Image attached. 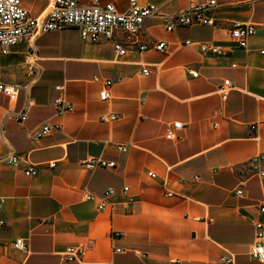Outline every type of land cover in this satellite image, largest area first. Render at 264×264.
<instances>
[{
  "label": "crops",
  "instance_id": "crops-1",
  "mask_svg": "<svg viewBox=\"0 0 264 264\" xmlns=\"http://www.w3.org/2000/svg\"><path fill=\"white\" fill-rule=\"evenodd\" d=\"M96 1L128 7V0ZM137 1L167 14L191 2ZM216 2L206 11L216 26L167 31L161 16L146 18L145 50L122 37L127 50L121 55L111 40L84 42L75 27H65L0 54L2 79L27 85L15 100L0 92V264H223L222 255H232L235 264H264L250 255L253 221H264V177L251 161L261 155L257 166L264 169V54L258 51L264 48V0ZM22 4L34 16L48 10V0ZM233 22L258 24L246 48L230 35ZM186 40L210 42L224 53H203ZM158 41L164 50L153 47ZM28 59L41 68L34 82ZM225 79L232 86L224 98ZM103 90L109 93L104 100ZM59 95L71 111L56 113ZM111 113L115 120H102ZM45 121L61 123V130L34 138ZM173 121L185 123L179 140L164 135ZM118 143L127 150L120 152ZM11 152L19 157L16 165L7 161ZM90 157L116 166L80 165ZM30 165L36 175L25 174ZM125 185L135 197L128 209L119 205L110 213L83 199L84 192L100 195ZM239 186L242 195L235 193ZM18 238L27 250L14 246ZM79 244L81 257H63L68 245Z\"/></svg>",
  "mask_w": 264,
  "mask_h": 264
},
{
  "label": "built area",
  "instance_id": "built-area-1",
  "mask_svg": "<svg viewBox=\"0 0 264 264\" xmlns=\"http://www.w3.org/2000/svg\"><path fill=\"white\" fill-rule=\"evenodd\" d=\"M217 6L216 0H207L198 2L191 0L190 4L181 12L174 14L161 13L155 4L147 3L141 5L137 0H128V7L120 10L116 4L110 2H98L94 0L89 4L82 3L80 0H48V10L45 15L34 16L22 4V0H0V54L9 53L11 47L18 43H33L37 37L49 32L60 31L65 27H75L84 42L96 43L102 40H111L113 48L118 54H125L127 45L122 39L125 37L129 43L138 50L148 49V45L141 39V28L146 18L153 16H161L167 31H173L177 26H191L196 24H206L216 26L217 21L206 15V11ZM261 25L264 26V23ZM258 24L253 22H233L229 26L231 37L236 41L239 47L246 48L248 41L257 31ZM185 43H197L199 49L206 54L222 55L224 49L210 42H193L186 40ZM153 47L157 50H164L165 42L158 41ZM260 54H264V48L258 50ZM29 54H32L30 51ZM28 67L27 74L31 77V81H36L41 73L35 59L25 60ZM148 73V69H143ZM3 69L0 67V92L8 96L9 100H15L18 90L26 87V84H9L2 79ZM232 86L230 80L225 79L222 90V96L226 97V90ZM60 91L63 86L56 85L54 87ZM109 96L107 90L100 92L102 100ZM53 105L57 114H63L71 111L73 105L65 100L62 96H57ZM25 115H22V119ZM102 120H115L117 115L114 113L103 115ZM61 123L45 121L31 134L34 138L39 139L50 134L52 131H60ZM185 123L182 121H173L168 123L165 129V137L171 140L181 139L179 132L183 130ZM252 129L256 128V123L250 125ZM127 144L118 143L117 149L120 152L127 150ZM263 157L261 155L252 158V165L255 172L264 177V169H258L257 163ZM19 160L18 155L9 153L7 161L16 165ZM55 162H49L48 165L53 167ZM80 165L89 169L98 166L105 168H114L115 161L107 160L102 157H90L83 159ZM26 175H36L38 169L36 165H30L24 171ZM148 175L155 176L154 172L149 171ZM243 185V182H240ZM237 195H242L243 190L240 186L235 190ZM83 199L95 203L96 208L101 211H109L115 213L118 206L122 205L125 209L135 202V197L129 193L128 186L120 188L109 187L103 194L97 195L92 192H84ZM5 198L0 197V212L4 205ZM260 211L264 213V204L260 206ZM4 219L0 216V227L3 226ZM255 228L254 242L250 247V255L264 262V221L262 218H256L253 221ZM14 246L21 249H28V245L24 239L18 238L14 242ZM119 250V249H118ZM84 252V245H68L62 255L68 260H77ZM220 260L223 264H235L232 255H222Z\"/></svg>",
  "mask_w": 264,
  "mask_h": 264
}]
</instances>
